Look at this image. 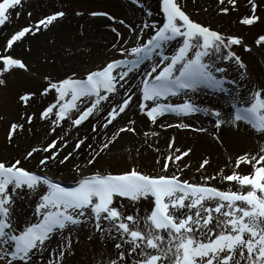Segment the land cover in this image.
Instances as JSON below:
<instances>
[{"label":"snow or ice","instance_id":"6c2138e0","mask_svg":"<svg viewBox=\"0 0 264 264\" xmlns=\"http://www.w3.org/2000/svg\"><path fill=\"white\" fill-rule=\"evenodd\" d=\"M245 3L248 7L239 13V0H217L215 11L238 12V22L251 27L261 20L257 13L264 0ZM24 7L25 0H0V27L13 14L18 19ZM127 7L131 16L86 12L94 21L109 22L112 39L103 58L84 68L52 75L27 59L32 50L30 43L25 49L28 37L67 20L63 7L35 20L28 11L29 22L0 44V86L17 75L33 85L17 92L24 111L8 121V145L32 133L26 125L34 120L47 125L44 138L19 155L0 156V264H65L74 254V234L86 226L112 239L116 252L109 264H264V145L241 150L227 174L224 168L216 175L202 173L204 183L183 178L193 149L176 147L174 137L151 171L135 161L115 171L97 167L111 148H123V134L137 135V116L155 124L165 114L205 111L215 117L213 139L221 145L242 138L245 131L264 140V84L250 86L247 100L226 87H243L229 75L233 66L240 80H247V65L234 50H252L242 35L194 19L186 0H158V19L146 0H127ZM73 14L85 16L83 11ZM254 43L264 47V34ZM17 45L25 49L21 54H15ZM201 89L231 93L232 110L201 109L189 95ZM48 96L50 102L31 110ZM181 96V102H170ZM176 126L192 127L182 121ZM73 132L77 135L70 144ZM208 164L202 155L196 170ZM243 164L247 171L241 170ZM60 168L73 173L70 182L54 174ZM217 177L227 186L209 183ZM144 200L150 203L141 214L138 205Z\"/></svg>","mask_w":264,"mask_h":264},{"label":"rangeland","instance_id":"374dc122","mask_svg":"<svg viewBox=\"0 0 264 264\" xmlns=\"http://www.w3.org/2000/svg\"><path fill=\"white\" fill-rule=\"evenodd\" d=\"M112 1H120L122 5L123 3L127 5V0ZM239 2L240 8L238 12L242 13L248 6L245 0H239ZM112 3L107 0H25V7L21 16L17 19L13 14L10 22L0 27V44L4 42L7 34L29 22V17L26 15L28 11L33 13L32 19L35 20L41 15L50 12L53 8L59 9L63 7L68 11L69 16L62 23L65 22L69 27L58 29V33L57 31H48L35 38L29 36L25 42V49L30 43L32 50L29 55H33V58L28 60L39 72L51 73L52 75L62 74L70 68H84L94 62H98L105 55V45L103 46V43L99 42L98 44L95 43L97 39L90 35L92 31L101 29L109 34L110 40L112 39V35L106 27L109 22L106 20L102 22L94 21L93 18L87 17L86 12L91 10H109L118 17L124 14L131 16L130 12L123 9L124 5L122 8L121 5L117 6ZM146 4L153 10V13L155 12L158 19V0H146ZM186 5L194 19L211 23L213 27H218L226 33L240 34L252 46L250 52L244 51L239 46L234 48L247 65V80H240L238 73L235 71V66L229 69L231 78L236 79L243 87L238 88L237 85L228 86L247 100L250 86L264 84V47L256 46L254 43L258 34H264V8H261L257 13L261 20L254 26L249 27L238 22V12H231L228 15L216 12L217 0H186ZM73 10L83 11L85 16L83 18L76 17L73 14ZM82 25L83 29L81 28ZM25 49L21 48V51L23 52ZM22 86L32 87V81L22 75H17L9 79L7 86H0V118H2L0 119V156L19 155L28 145H34L38 139L44 138L47 125L44 122L34 120L32 125H26V128L32 127V133L25 132L23 137L15 138L12 146L7 143L8 121L16 119L18 113L24 111L23 106L17 101V92ZM190 95L192 96L190 97L191 100L198 104L201 109L215 108L222 112H230L232 110L230 103L231 93L228 96V103H221L220 97H222L223 93L213 92V90L209 89H201L194 96L191 93ZM51 99L52 96H48L42 101L37 100L33 103L31 110H35L39 103L46 105ZM182 99L183 96L174 97L170 102L179 103ZM174 117L179 116L165 114L163 117L158 118V120L167 119L172 125V127L165 129L157 128L144 117H133L137 119V135L123 134V140L121 141L123 148L120 146L111 148V151L100 158L97 167L115 171L125 161L129 164L135 161V164L141 169L151 171L155 159L161 153L168 152V142L174 137L176 147L182 149L190 147L193 149L192 153L185 159V163H188L190 167L183 170V178L188 179L190 182L204 183L205 181L201 179L202 173L204 175H216L219 169L224 168V172L227 174L232 170L231 161L234 160L241 150H258L261 145H264L258 144L257 135L254 132L252 135H248L247 131H245L242 138L237 137L233 143L221 145L213 139V134L207 135L191 128H174ZM180 117H199L208 120L214 126L215 117L205 111ZM64 127L67 130V125ZM225 130L222 128L221 132ZM59 131L61 130L58 128L57 132ZM202 155L209 159V164L205 166V169L198 172L196 168ZM247 169V164L241 165V170L247 171ZM159 170V165H157L156 171ZM171 173L172 169L169 170V174ZM65 183L68 182L65 181ZM209 183H215L217 186H227L226 184L221 185L219 177L215 181H209ZM123 203L125 208L131 210V204L128 201ZM149 203L150 201L147 200L139 203L138 208L141 214L149 207ZM73 249L74 254L66 258L65 264H109L110 259L115 257L116 252L112 239H105L104 236L94 231L90 226L82 227L74 234Z\"/></svg>","mask_w":264,"mask_h":264},{"label":"bare ground","instance_id":"6f19581e","mask_svg":"<svg viewBox=\"0 0 264 264\" xmlns=\"http://www.w3.org/2000/svg\"><path fill=\"white\" fill-rule=\"evenodd\" d=\"M107 1L113 2L112 4H115L117 6L121 5L122 8L125 6L123 9L128 11V12H130V15L132 14L131 10L128 9L126 4L123 3V5H124L123 6L120 1H112V0H107ZM136 15L140 16L141 14L139 12H137ZM154 15H155V12H154ZM96 21H99V22L101 21L102 22L103 20L96 19ZM67 25L68 24H65V22H63V23L61 22L56 27L52 28L50 32H56L60 28L69 27ZM57 33H58V31H57ZM90 35L91 36L93 35L94 37H96V39H97L96 42H95L96 44H98V42H99V43H103V46H104V45H106V43L108 41H110L109 34L106 31H102L101 29L100 30H93ZM97 47H100V46H97ZM15 53H18V54L22 53L21 47L19 45L16 46ZM31 58H33V55H28L27 59L31 60ZM226 87H229V86L226 85ZM229 95H230V93H223L222 97H220V99L222 100L221 103H228L229 102V99H228ZM193 96H194V94H193ZM190 97H192V96L190 95ZM181 121L184 122V123H188V124L192 125L191 129H193V130H197L199 128H204V129H206V131L202 132V133H205L207 135H212L213 134L214 126H213V124H211L206 119H201L199 117H186V118L180 117V116L179 117H174V128H179L176 125L179 122H181ZM161 124H170V123L168 122L167 119H160L153 125L157 126V128H162V129L167 128V127H161L160 126ZM81 131H83V130H81ZM59 134L60 135H64V132L63 131H59ZM76 135H77V133H75V132L72 133V137L69 139V143L70 144L72 143V140L75 138ZM254 138H256V137H254ZM257 141H258V144H264V140H261L258 136H257ZM68 151H71V147L68 148ZM50 174H52V173H50ZM54 174L57 175L63 181H66V182H70V180H71V178L73 176V173L70 172L69 170L65 169V168H60L58 171H55Z\"/></svg>","mask_w":264,"mask_h":264}]
</instances>
